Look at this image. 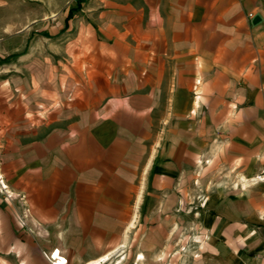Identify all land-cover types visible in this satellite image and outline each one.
<instances>
[{"label":"crops","instance_id":"obj_1","mask_svg":"<svg viewBox=\"0 0 264 264\" xmlns=\"http://www.w3.org/2000/svg\"><path fill=\"white\" fill-rule=\"evenodd\" d=\"M109 6L118 28L114 50L89 61L99 94L83 108L98 146L85 163L95 165L101 152L113 164L133 161L143 190L135 212L148 201L147 215H190L199 244L191 264H264V0ZM122 135L127 148L109 157L115 147L107 144ZM197 197L204 200L186 204ZM110 253L82 264L110 263ZM120 258L111 263L126 261Z\"/></svg>","mask_w":264,"mask_h":264},{"label":"rangeland","instance_id":"obj_2","mask_svg":"<svg viewBox=\"0 0 264 264\" xmlns=\"http://www.w3.org/2000/svg\"><path fill=\"white\" fill-rule=\"evenodd\" d=\"M110 3L0 0V264H82L112 250L106 264L118 255L122 264H191L199 248L190 215H147L148 201L135 212L143 190L133 161L113 164L101 152L85 163L98 146L83 108L99 94L89 61L114 50ZM122 138L107 144L109 157L127 148Z\"/></svg>","mask_w":264,"mask_h":264},{"label":"bare ground","instance_id":"obj_3","mask_svg":"<svg viewBox=\"0 0 264 264\" xmlns=\"http://www.w3.org/2000/svg\"><path fill=\"white\" fill-rule=\"evenodd\" d=\"M103 259H105V257H102ZM100 260H94V261H91L90 263L88 264H99Z\"/></svg>","mask_w":264,"mask_h":264},{"label":"built area","instance_id":"obj_4","mask_svg":"<svg viewBox=\"0 0 264 264\" xmlns=\"http://www.w3.org/2000/svg\"><path fill=\"white\" fill-rule=\"evenodd\" d=\"M52 258H53V255H52ZM54 261V263L53 264H59V262L58 261H55V260H53ZM65 264H67V261H65L64 262Z\"/></svg>","mask_w":264,"mask_h":264}]
</instances>
